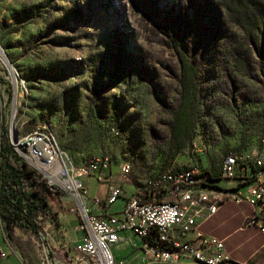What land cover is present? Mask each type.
<instances>
[{
    "label": "rangeland",
    "instance_id": "374dc122",
    "mask_svg": "<svg viewBox=\"0 0 264 264\" xmlns=\"http://www.w3.org/2000/svg\"><path fill=\"white\" fill-rule=\"evenodd\" d=\"M246 1L260 31L226 0H208L220 15L207 0H0V47L12 66L0 56V131L4 122L16 142L50 127L76 167L107 159L119 178L129 163L132 188L169 170L220 176L230 152L264 153V42L245 51L264 32V0ZM171 19L181 32L166 33ZM179 44L200 68L201 100L194 136L180 146L169 128ZM48 221L41 239L17 229L14 242L0 221V264H73Z\"/></svg>",
    "mask_w": 264,
    "mask_h": 264
},
{
    "label": "built area",
    "instance_id": "2783aa9c",
    "mask_svg": "<svg viewBox=\"0 0 264 264\" xmlns=\"http://www.w3.org/2000/svg\"><path fill=\"white\" fill-rule=\"evenodd\" d=\"M12 148L40 172L51 187L61 191L60 196L68 195L80 206L81 230L85 237L67 249L73 264H123L113 255L111 246L120 241V232L126 230L147 240L145 254L156 262L189 258L200 264H223L226 260L224 242L202 233L200 228L228 202L248 203L253 213L247 218L246 226L264 233V153L258 149L231 152L221 166V178L238 182L237 189L249 187L245 193L216 185L208 171L169 170L125 197L122 214L117 216L93 214L86 206L82 210L81 178L106 179L110 172L107 159H92L83 167H76L50 127L31 132V141L25 143V149ZM130 171L131 165L123 164L118 181L124 183ZM182 192H191V199L182 200ZM123 195L122 186H112L106 203L113 205L123 199ZM159 195H170L172 201L159 202ZM152 230L157 231L154 242L149 239ZM173 249H180V256H173Z\"/></svg>",
    "mask_w": 264,
    "mask_h": 264
},
{
    "label": "trees",
    "instance_id": "16d2710c",
    "mask_svg": "<svg viewBox=\"0 0 264 264\" xmlns=\"http://www.w3.org/2000/svg\"><path fill=\"white\" fill-rule=\"evenodd\" d=\"M226 7L234 16H242L243 19L254 22L255 28L260 31L255 10L246 0H226ZM203 8L201 7L202 10ZM206 9L210 12L216 11L217 15L218 13L220 15V6L208 2ZM171 20L166 28V33L170 34L175 29H179L181 32V23L176 19ZM252 41V45L248 44L249 46L245 50L249 56L255 52L253 45L257 47L261 41L264 42V32L258 34L257 38ZM176 48L182 57V66L177 76L180 92L179 99L171 112L169 128L174 141L178 142L180 146V143L192 139L198 124V111L201 104L200 68L191 61L188 46L179 44ZM238 48L232 47L231 51L236 55L242 51V47ZM234 67L237 68V66ZM3 124L4 122L1 124L0 131V221L4 225V234L11 242L16 240L17 229L41 239V233L44 231L43 221L48 217L54 221L52 202L62 193L51 187L40 172L15 152L9 133ZM208 172L211 174V181L222 180L221 172L220 176L214 175L211 171ZM156 237L157 231L152 230L149 239L154 242Z\"/></svg>",
    "mask_w": 264,
    "mask_h": 264
},
{
    "label": "crops",
    "instance_id": "0c3cea01",
    "mask_svg": "<svg viewBox=\"0 0 264 264\" xmlns=\"http://www.w3.org/2000/svg\"><path fill=\"white\" fill-rule=\"evenodd\" d=\"M84 195L83 203L95 214L121 216L125 197L136 193L139 187H130L129 184L120 183L118 178L110 171L103 181L94 176L81 178ZM126 186L123 203L117 206L118 200L113 205H108L107 198L112 186ZM216 185L229 190L245 193L249 187L237 189L238 182L234 180H220ZM237 189V190H236ZM190 195L182 196V200H190ZM145 200H149L145 197ZM161 202H170V195H159ZM54 221L49 218L46 228L57 236L59 244H75L85 237L81 230V208L68 195H63L53 200ZM253 213L251 206L244 202L236 204L228 202L222 205L218 212L205 221L200 230L202 233L213 236L224 242L226 260L223 264H264V233L256 227L246 226L247 218ZM120 241L111 246L113 255L123 264H200L189 258L179 261L170 260L154 261L145 254L146 239L134 234L131 230L120 232ZM173 256H180V252L173 251Z\"/></svg>",
    "mask_w": 264,
    "mask_h": 264
},
{
    "label": "bare ground",
    "instance_id": "6f19581e",
    "mask_svg": "<svg viewBox=\"0 0 264 264\" xmlns=\"http://www.w3.org/2000/svg\"><path fill=\"white\" fill-rule=\"evenodd\" d=\"M4 55L5 54L3 53V51H2V49L0 47V56H1V59H3L6 62V64L8 65V67H10L9 69H11V71H12V66L8 62L7 57H5L6 55L5 56ZM40 131H43V130H37V131H34V132H40ZM52 135L55 136L53 132H52ZM10 140H11V144H12L13 147H18V149H25V143H30V141H31V133L23 136L21 138V142H20V139L17 140L16 142L13 141L11 138H10ZM190 194H191V192H182V196H184V195H190ZM159 202H161V201L159 200ZM84 207H85V205L83 203L82 210H84ZM173 251L180 252V249H173Z\"/></svg>",
    "mask_w": 264,
    "mask_h": 264
}]
</instances>
